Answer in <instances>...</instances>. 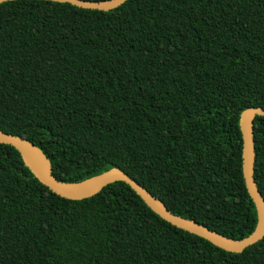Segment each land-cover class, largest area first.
Masks as SVG:
<instances>
[{"label":"trees","instance_id":"1","mask_svg":"<svg viewBox=\"0 0 264 264\" xmlns=\"http://www.w3.org/2000/svg\"><path fill=\"white\" fill-rule=\"evenodd\" d=\"M249 107H264V0L0 4V130L39 147L61 182L120 167L173 213L243 238L259 221L243 168ZM255 139L264 195V115ZM0 264H264V238L220 248L125 181L63 198L0 144Z\"/></svg>","mask_w":264,"mask_h":264},{"label":"water","instance_id":"2","mask_svg":"<svg viewBox=\"0 0 264 264\" xmlns=\"http://www.w3.org/2000/svg\"><path fill=\"white\" fill-rule=\"evenodd\" d=\"M16 0H0V4ZM58 2H70L83 8L109 10L120 6L126 0H52ZM264 115V107H249L241 114L240 124L244 138L243 168L246 184L251 193L259 213V221L255 230L243 238H231L208 226L170 211L165 203L146 187L140 184L120 167H112L99 175L81 183H64L53 174L49 158L34 143L23 137L8 134L0 130V144L14 147L22 156L25 165L43 185L53 193L69 199L82 200L97 195L104 187L115 181H125L144 200V202L163 219L173 225L197 234L214 245L231 252H242L248 246L254 245L264 238V195L255 179L256 164V139L255 121L257 116Z\"/></svg>","mask_w":264,"mask_h":264}]
</instances>
